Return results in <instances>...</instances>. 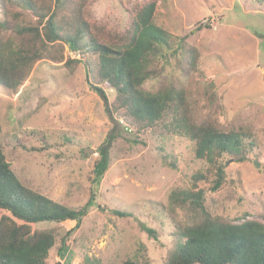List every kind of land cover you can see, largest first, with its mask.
Instances as JSON below:
<instances>
[{"label":"rangeland","instance_id":"374dc122","mask_svg":"<svg viewBox=\"0 0 264 264\" xmlns=\"http://www.w3.org/2000/svg\"><path fill=\"white\" fill-rule=\"evenodd\" d=\"M152 1L154 22L184 39L197 57L193 65L174 57L160 63L161 74L144 88H184L197 121L253 131L246 162L223 159L228 173L224 187L210 192V177L198 188L205 191V207L212 215L234 223H264V5L254 0H70L68 7L93 24L99 40L121 46L134 28L133 7ZM63 46L64 61H38L18 93L5 94L0 86V145L28 188L81 208L90 197L100 148L109 157L96 205L71 236L63 259L58 255L61 238L75 222L34 225L57 236L46 264H86L87 257L99 264L129 259L164 264L177 242L176 225L196 220L191 209L172 204L171 193L192 189L193 176L206 173L208 164L195 158L194 144L185 138L161 128L138 132L120 124L90 87L85 67L67 65L74 56ZM105 90L112 103L115 92ZM117 132L118 138L109 141ZM114 210L130 216H117ZM143 226L154 229L157 240Z\"/></svg>","mask_w":264,"mask_h":264},{"label":"trees","instance_id":"16d2710c","mask_svg":"<svg viewBox=\"0 0 264 264\" xmlns=\"http://www.w3.org/2000/svg\"><path fill=\"white\" fill-rule=\"evenodd\" d=\"M254 1L264 5V0ZM69 2L0 0L3 92L18 93L38 61H64L63 45H67L74 56L68 59L67 65L70 69L81 64L85 67L90 87L105 99L107 112L114 119L138 132L161 128L185 138L194 144L195 158L208 164L206 173L193 176L192 189L171 193L172 204L188 207L196 220L192 224L176 225L177 242L164 264H264V223L247 219L234 223L212 215L205 207V191L198 188L199 182L210 177V192L216 193L224 187L228 173L223 159L246 162L254 146L253 131L247 127L226 130L212 120L197 121L184 88L172 84L156 91L144 88L148 81L161 74L162 71L158 73L160 63L170 62L174 57L179 63L189 65L197 53L190 50L184 39H176L154 22L156 3L153 1L133 7L134 28L121 46L99 40L93 24L80 11L69 8ZM105 87L115 92L112 103ZM118 136L117 132L108 140L112 142ZM104 149L100 148L94 164L88 201L81 208H72L25 186L0 145V264H46L57 236L52 229H34L38 223L75 222L61 238L58 249L59 257L63 259L67 255L71 236L80 228L89 209L96 205L100 181L108 169L109 157ZM113 213L130 216L119 210ZM142 229L157 240L154 229L146 226ZM86 264H99V260L87 257ZM123 264L149 263L129 259Z\"/></svg>","mask_w":264,"mask_h":264},{"label":"water","instance_id":"95a60500","mask_svg":"<svg viewBox=\"0 0 264 264\" xmlns=\"http://www.w3.org/2000/svg\"><path fill=\"white\" fill-rule=\"evenodd\" d=\"M255 165H256V166H259V164H258L257 162L255 163Z\"/></svg>","mask_w":264,"mask_h":264}]
</instances>
